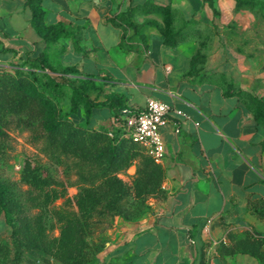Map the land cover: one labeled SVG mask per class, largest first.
Segmentation results:
<instances>
[{
    "label": "crops",
    "instance_id": "obj_1",
    "mask_svg": "<svg viewBox=\"0 0 264 264\" xmlns=\"http://www.w3.org/2000/svg\"><path fill=\"white\" fill-rule=\"evenodd\" d=\"M211 2L43 0L44 23L71 32L45 42L24 0H0V69H27L26 58L46 52L58 70L75 66L74 77L101 86L96 101L115 95L124 113L156 98L188 116L171 112L161 126L164 197L135 221L116 220L98 264H198V250L203 264H264V224L252 209L264 199V125L248 99L226 93L242 89L264 101V66L225 38L243 15L234 0ZM152 4L174 12L173 28L184 34L176 45L147 23H163ZM197 52L205 59L193 63ZM107 108L99 124L114 123Z\"/></svg>",
    "mask_w": 264,
    "mask_h": 264
},
{
    "label": "rangeland",
    "instance_id": "obj_2",
    "mask_svg": "<svg viewBox=\"0 0 264 264\" xmlns=\"http://www.w3.org/2000/svg\"><path fill=\"white\" fill-rule=\"evenodd\" d=\"M261 2L255 10L238 11L237 16L243 14L241 19L230 21L223 33L236 50L264 66V0ZM249 22L250 26L244 27ZM36 73L31 78L35 87L40 89L46 77L40 75L39 70ZM52 74L61 79L60 75ZM73 76L64 79L61 92L53 103L58 113L68 116L75 124H84L82 105L77 114L68 115L71 92L68 81ZM109 117V108H95L90 127L108 126L99 123ZM34 124L36 127L30 126L24 116L11 113L2 127L5 134L0 137V182L6 186L14 205L10 209L0 206V239L8 243L12 256L14 224L21 217L33 218L38 223L39 240L46 243L45 253L39 257L38 264H98L109 229L118 219L132 222L146 214L154 196L164 197L163 180L158 192L139 195L135 189L138 160H134L128 168L118 172L127 186L128 198L95 192L92 185L81 182L77 158L70 155L57 159L45 151L41 119L34 117ZM111 124L110 136L121 133L114 123ZM115 204L130 207L133 215L127 217L116 213ZM255 211L260 212L258 216L264 224V202H259Z\"/></svg>",
    "mask_w": 264,
    "mask_h": 264
},
{
    "label": "trees",
    "instance_id": "obj_3",
    "mask_svg": "<svg viewBox=\"0 0 264 264\" xmlns=\"http://www.w3.org/2000/svg\"><path fill=\"white\" fill-rule=\"evenodd\" d=\"M43 0H24V4L31 11V25L45 42H50L61 36H69L71 32L62 23L46 25L44 23ZM234 11L244 9L255 10L261 0H234ZM210 4H212L210 0ZM153 8L163 15V23L155 20H147L148 24L155 25L164 41L168 45H176L184 37L182 29L173 28L174 12L169 6L152 4ZM125 16V15H124ZM130 26L138 31L137 24L130 22ZM205 55L197 52L192 57V62L204 60ZM27 69L7 68L0 69V137L5 134L3 125L7 116L16 113L25 117V121L36 127L34 117L42 121L44 132L45 151L60 159L70 155L77 158L79 178L82 183L90 184L96 192H103L109 196L128 198V189L118 172L128 168L134 160H138L135 189L139 195L142 193L158 192L164 178V169L161 163L148 155L143 147L129 138L121 136V133L113 131L111 125L93 129L90 127V119L94 108L110 107L113 111L114 121L123 113V102L117 100V96H107L105 100L96 101L103 89L96 85L90 78L70 77L68 85L70 92V108L68 115H75L83 106L85 123L75 124L68 116L56 111L53 99L61 92V85L67 76L77 73L75 66H66L60 70L54 67L46 52L36 57H28L25 60ZM46 77L43 87L37 89L31 76L36 71ZM52 73H60L59 79ZM229 88L233 85L228 82ZM96 92L94 98L91 93ZM226 93H236L241 98L248 99L253 107L254 117L264 125V101L245 92L242 89L227 90ZM110 126V127H109ZM108 127V128H107ZM264 202V199L261 201ZM257 204L252 209L256 210ZM14 200L6 186L0 182V206L10 209ZM116 213L131 217L132 209L124 204H115ZM128 211H130L129 214ZM256 212V211H255ZM260 212H257V214ZM13 255L9 254L8 243L0 239V264H38V259L45 253L46 243L38 238V223L33 218L21 217L14 224L12 230ZM198 264H203V253H197ZM98 263V259H97Z\"/></svg>",
    "mask_w": 264,
    "mask_h": 264
},
{
    "label": "built area",
    "instance_id": "obj_4",
    "mask_svg": "<svg viewBox=\"0 0 264 264\" xmlns=\"http://www.w3.org/2000/svg\"><path fill=\"white\" fill-rule=\"evenodd\" d=\"M171 112L188 117L181 109L173 108L167 102L148 98L144 110L124 112L114 121V125L120 129L121 136L139 143L148 155L161 163L166 155L161 126ZM262 240L264 242V234Z\"/></svg>",
    "mask_w": 264,
    "mask_h": 264
}]
</instances>
